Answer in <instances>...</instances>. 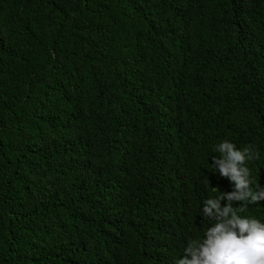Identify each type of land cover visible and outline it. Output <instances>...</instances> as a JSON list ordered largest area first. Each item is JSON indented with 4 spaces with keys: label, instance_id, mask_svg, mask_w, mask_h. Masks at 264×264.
Segmentation results:
<instances>
[{
    "label": "trees",
    "instance_id": "1",
    "mask_svg": "<svg viewBox=\"0 0 264 264\" xmlns=\"http://www.w3.org/2000/svg\"><path fill=\"white\" fill-rule=\"evenodd\" d=\"M226 140L264 189V0H0V264H177Z\"/></svg>",
    "mask_w": 264,
    "mask_h": 264
},
{
    "label": "clouds",
    "instance_id": "2",
    "mask_svg": "<svg viewBox=\"0 0 264 264\" xmlns=\"http://www.w3.org/2000/svg\"><path fill=\"white\" fill-rule=\"evenodd\" d=\"M214 151L213 168L234 184L230 193L208 198L204 209L206 239L190 240L177 264H264V223L244 210L247 203L264 200V189L253 190L247 161L259 159L254 149H237L229 141L219 143ZM227 200L226 206H222ZM241 202L239 208L233 202ZM237 206V205H236Z\"/></svg>",
    "mask_w": 264,
    "mask_h": 264
}]
</instances>
